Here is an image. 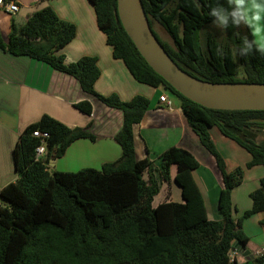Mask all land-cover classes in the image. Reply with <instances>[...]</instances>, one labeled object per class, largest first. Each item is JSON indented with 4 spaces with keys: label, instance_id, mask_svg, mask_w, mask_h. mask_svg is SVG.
<instances>
[{
    "label": "trees",
    "instance_id": "trees-1",
    "mask_svg": "<svg viewBox=\"0 0 264 264\" xmlns=\"http://www.w3.org/2000/svg\"><path fill=\"white\" fill-rule=\"evenodd\" d=\"M11 1V0H5ZM99 29L106 35L116 59L122 60L141 84L164 86L177 95L190 128L214 157L223 177L219 197L221 219L208 218L202 194L194 180L198 160L189 151L171 147L157 167L149 158H136L134 128L144 119L150 100L135 96L122 101L95 90L101 76L97 58L67 63L58 52L76 37V26L59 18L52 8L42 9L21 26L12 20L8 41L0 35V49L27 56L75 78L82 91L123 114L115 140L121 157L100 170H49L52 159L62 158L78 140L96 137L87 128H70L49 115L29 125L13 150L18 179L0 190V264H239L237 247L247 248L242 219L264 212V178L251 193L252 209L238 220L232 191L241 186L247 169L264 167V111H226L203 107L176 91L142 57L119 19L117 0H89ZM151 28L170 57L193 77L212 83H264V55L239 54L243 39H253L243 21L222 28L209 15L213 7L231 10L227 0H141ZM170 36L161 40L153 22ZM75 107L92 116L90 102ZM217 128L251 155L246 167L227 171L210 130ZM48 133L47 154L36 160ZM175 182L184 202L154 205L163 183ZM264 264V253L250 261Z\"/></svg>",
    "mask_w": 264,
    "mask_h": 264
},
{
    "label": "crops",
    "instance_id": "crops-1",
    "mask_svg": "<svg viewBox=\"0 0 264 264\" xmlns=\"http://www.w3.org/2000/svg\"><path fill=\"white\" fill-rule=\"evenodd\" d=\"M19 7L16 14L0 9V35L8 41L12 20L23 25L34 13L52 8L60 19L76 26V37L58 52L67 63L83 57L97 58L101 72L95 84L100 95H118L122 101L135 96L150 100V107L142 122L134 128L136 158H149L158 167L161 155L171 147L192 153L200 166L193 171L194 180L202 194L208 218L220 220L219 197L223 177L214 157L202 146L198 135L190 128L182 110L180 98L164 86L157 88L135 80L122 60L116 59L107 44L106 35L99 29L94 6L89 0H11ZM161 95L172 101L171 107L161 104ZM88 101L93 106L92 116L81 113L75 105ZM49 115L70 128H87L96 141L81 139L73 143L66 154L55 159L50 167L60 172H77L86 168L100 170L106 163L117 161L122 149L115 137L123 125V114L104 105L98 98L82 91L78 81L46 63L27 56H14L0 49V190L18 179L13 161V150L20 135L29 125ZM211 137L224 157L231 172L246 167L251 155L236 142L226 138L217 128L210 130ZM177 167L171 169L170 188L157 206L166 201L184 202L181 189L175 182ZM264 167L247 169L241 186L232 191L236 220L252 209L250 195L261 187ZM175 182V183H174ZM176 184V185H175ZM177 186V187H176ZM159 196V195H158ZM157 196V197H158ZM236 213V216H235ZM264 212L242 221V231L249 238L247 250L257 257L264 253ZM259 226V227H258ZM239 264H251L236 253Z\"/></svg>",
    "mask_w": 264,
    "mask_h": 264
},
{
    "label": "water",
    "instance_id": "water-1",
    "mask_svg": "<svg viewBox=\"0 0 264 264\" xmlns=\"http://www.w3.org/2000/svg\"><path fill=\"white\" fill-rule=\"evenodd\" d=\"M119 19L129 38L149 66L176 91L209 109L264 111V83H212L182 70L155 36L141 0H117ZM55 159L51 160L54 166ZM53 174L52 167L49 170ZM246 260L255 257L247 248H236Z\"/></svg>",
    "mask_w": 264,
    "mask_h": 264
},
{
    "label": "clouds",
    "instance_id": "clouds-1",
    "mask_svg": "<svg viewBox=\"0 0 264 264\" xmlns=\"http://www.w3.org/2000/svg\"><path fill=\"white\" fill-rule=\"evenodd\" d=\"M227 3L230 11L219 5L211 9L209 15L216 18L214 24L227 28L230 17L234 26H239L243 21L250 28L253 39L244 37L239 54L247 56L255 49L264 55V0H227Z\"/></svg>",
    "mask_w": 264,
    "mask_h": 264
},
{
    "label": "built area",
    "instance_id": "built-area-1",
    "mask_svg": "<svg viewBox=\"0 0 264 264\" xmlns=\"http://www.w3.org/2000/svg\"><path fill=\"white\" fill-rule=\"evenodd\" d=\"M0 9H4L10 14H16L19 11V7L16 3H14L13 1H5V0H0ZM159 101L161 104L165 105L166 107L172 106V101L165 95H161ZM33 136L43 140L42 144L38 146L36 149V160L43 159L47 154L44 140L49 138V134L41 133L40 131H35Z\"/></svg>",
    "mask_w": 264,
    "mask_h": 264
},
{
    "label": "rangeland",
    "instance_id": "rangeland-1",
    "mask_svg": "<svg viewBox=\"0 0 264 264\" xmlns=\"http://www.w3.org/2000/svg\"><path fill=\"white\" fill-rule=\"evenodd\" d=\"M258 2H261V0H258ZM153 27H154V30L157 32L158 36L161 38V40L165 41V42H168L170 44H172L171 42V38L170 36L166 33V31L159 25L157 24L155 21L153 22ZM264 138V137H263ZM160 165V164H159ZM177 167V166H176ZM173 180V179H172ZM244 181V180H243ZM175 183V182H174ZM177 184V183H176ZM175 184V185H176ZM177 187V186H176ZM170 188L167 186L166 183H163L162 186H161V191L159 193V196L155 198L154 202H155V205L158 204V202H161L163 201L162 199L167 195V197L165 198V200L169 199V191ZM244 215V214H243ZM243 215L241 216V218L243 217ZM235 216H236V213H235ZM246 218L242 219L245 220ZM259 227V226H258ZM260 228L262 229V231L264 232V226H261L260 225ZM237 257V255H236ZM252 264V263H251Z\"/></svg>",
    "mask_w": 264,
    "mask_h": 264
}]
</instances>
